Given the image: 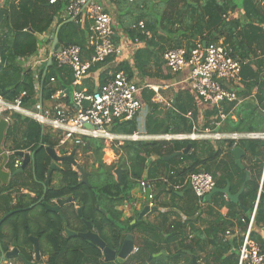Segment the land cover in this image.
Returning a JSON list of instances; mask_svg holds the SVG:
<instances>
[{"label": "trees", "instance_id": "1", "mask_svg": "<svg viewBox=\"0 0 264 264\" xmlns=\"http://www.w3.org/2000/svg\"><path fill=\"white\" fill-rule=\"evenodd\" d=\"M154 1L172 8L171 16L165 19L169 27L165 32L166 40L176 41L173 48L181 47L180 40L185 41L187 52L195 47L197 41H205L209 44L222 40L224 45L232 49L233 56L238 57L243 63L239 76L242 85L239 96L242 99L252 97V100L243 102L237 108L233 114L236 117L235 121L227 118L223 125L224 129L226 132L237 134L264 133L263 0H146L139 4L114 0L118 9L116 14L118 24L113 30L117 31L116 29L120 28L124 31L123 36L130 42L134 43L137 39L146 46L144 49L136 50L133 56L134 69L142 79L152 78L149 69L153 65L159 67L157 59L160 51H164L162 47L154 51L158 46L155 42V27L160 23L159 19L153 21L150 15V11L156 7ZM66 5V0H61L53 6H49L47 0H6L3 5L5 16L0 24L2 60L0 97L11 102L25 93L27 98L25 97L23 103L26 105L33 102L32 76L20 68L18 59L35 54L39 44L36 35H43ZM228 13L238 15L239 18L230 19L226 16ZM125 18L130 20L126 25L123 22ZM132 21L135 25L142 22L144 30H135ZM86 32V25L75 26L67 22L60 25L57 37L62 47L84 48ZM145 32H150L152 37L148 39ZM159 40L167 42L162 38ZM154 60L156 62L151 66ZM112 61L113 58L109 57L105 62L90 68L88 75L98 72L95 87L92 90L86 80L79 90L85 94L94 92L120 71L132 76V70L127 63H119L113 69L114 74L109 75L108 64ZM106 67L107 69H104ZM51 79L54 80V87L50 84ZM72 80L69 69H57L54 64L50 65L43 79L41 78L42 100H49L58 90H70ZM152 95L149 90L143 92V100L150 109L145 119V132L150 135L190 134L192 125L184 116L190 112L194 118L196 117L192 97L185 91L174 99L175 111L162 112L159 105L150 101ZM234 106L235 104L223 105V108L229 113ZM214 114V111L206 112L205 117L208 119ZM115 131L131 134L136 131V124L134 121L125 122L115 126ZM221 142L226 144L224 158L231 162L235 172L241 174L235 188L232 186L233 178L230 173L223 171L219 179H216L215 172H212L208 166L203 167L218 159L222 152L214 151L211 146L204 150V153L196 152L198 143L190 141L126 143L119 148L122 154L116 164L106 166L98 161V167L88 173L89 186L82 184L81 177L72 171L71 167L65 165L64 170L57 172L59 175L56 176L60 178H56L57 186L51 185L55 181V175L52 174L50 186L46 188V174L51 160L45 148H56L58 142L51 133L42 134L37 124L13 115L4 142V146L13 152L5 167L12 176L7 184L0 183V252H9L14 245L27 262H32L33 245L29 237H33L38 239L40 256L46 258V264H115L104 262L101 251L89 242L77 237L70 239L65 236L64 227L77 234L85 233L86 227L83 224L85 221L91 224L93 232L98 235L106 248L114 252L119 251L126 235H138L135 245L137 252L129 256L124 264H145L152 255L158 254V257L151 258L149 264H237L242 238L240 241L233 239L229 242L224 241L222 237L233 227L229 220H236L244 232L257 198L250 240L258 246L260 254L264 256V177L259 188L264 161L262 141L239 140L235 145L232 141ZM189 143L190 152L170 160L168 162L170 168L165 176L163 157L183 151ZM234 147L240 148L245 153L242 162L250 172V179L245 183L244 190L236 202L223 200L220 192L225 186L230 185V191L237 193L239 186L244 182V173L235 166L230 155ZM27 148L31 154L35 152L32 163L27 168L29 173L26 175V170L16 173L18 170L13 168L16 158L14 154ZM102 148L103 145L88 140L81 152L91 153L95 158L93 152L99 157ZM204 154L207 157L202 159ZM150 158H153V162L147 166ZM184 163H189V166L183 167ZM119 166L123 170L120 184L113 175L114 170ZM201 171L212 176L215 180L214 189L219 192L206 200L211 193L198 199L191 190H187L184 197L188 195L189 202L186 208H181V212L186 217L185 222L173 221L165 230L157 232L147 220L142 219L130 225L131 220L121 219L122 213L117 208L130 201L131 191L140 188L139 182L142 179L182 183L187 176ZM24 191L26 193H23ZM166 193L176 197L175 192L170 188H167ZM68 197L72 198V203L59 208L58 214L49 213L41 206L43 202L54 206L53 200ZM199 203L206 206L214 205L217 210L226 208L227 219L217 210L213 211L209 207L207 210L200 209ZM78 208H81L80 218L76 211ZM244 209L247 211L244 212ZM202 215L212 220L202 231L191 228L188 232L186 227L189 219L195 216L199 221ZM166 218L167 215L163 216L165 221ZM258 229H263V238L257 232ZM187 251L190 255L186 254ZM191 256L195 257V263Z\"/></svg>", "mask_w": 264, "mask_h": 264}, {"label": "built area", "instance_id": "2", "mask_svg": "<svg viewBox=\"0 0 264 264\" xmlns=\"http://www.w3.org/2000/svg\"><path fill=\"white\" fill-rule=\"evenodd\" d=\"M49 6H53L61 0H47ZM133 4L137 0H126ZM67 5L63 11L61 22H71L75 26H87V46L60 47L58 52H50L47 58L41 56L29 59L30 69L36 80L35 98L33 103H23L25 93H22L14 101H6L0 97V119L9 122L12 115L23 116L42 129L49 132L57 140V147L72 144L75 148L86 147L88 140L102 141L107 144L138 142V141H232L239 140H264V133L251 134H221L216 133L227 119L223 104H232L238 101L234 82L238 80L241 66L240 60L232 55L230 49L221 44L197 42L195 47L187 52L184 49H169L162 55L165 67L172 74L187 71L185 80L189 88L201 99L204 104L216 109V116L212 119L211 127L203 130L192 128L191 134L147 136L136 133L132 135L116 134L113 132L115 122L132 121L142 111L143 106L137 95L140 87L128 79L124 74L118 73L107 80L96 91L85 94L76 90L82 81L88 76L90 68L105 62L113 55H118L122 50L114 40L112 18L106 14L100 3L96 0H66ZM144 24L138 23L137 28L143 29ZM46 40H49L47 38ZM91 50V56L86 59L87 52ZM51 64L57 69L67 68L72 73V93L70 105H60V101L68 98L63 91H57L50 97L46 104L39 99L40 85L38 80L42 75V65ZM2 65L0 52V67ZM54 84V80H50ZM232 84V85H231ZM36 100V101H35ZM170 108V104H165ZM191 118L190 114L186 115ZM7 155L11 152H5ZM13 156V153H11ZM22 165V159L16 157L13 168L18 170ZM264 177V164L262 166V178ZM187 186L192 193L202 199L210 194L215 187L212 177L206 172L191 174L186 179ZM140 191L147 194L148 201L153 200L151 186L145 181L139 182ZM150 206H152L150 204ZM257 202L249 216L247 227L242 235V243L239 246L237 264H264V256L256 244L250 240ZM231 236L230 231L225 232V240ZM137 252L134 247L132 255ZM1 264V263H0ZM10 264V263H7Z\"/></svg>", "mask_w": 264, "mask_h": 264}, {"label": "crops", "instance_id": "3", "mask_svg": "<svg viewBox=\"0 0 264 264\" xmlns=\"http://www.w3.org/2000/svg\"><path fill=\"white\" fill-rule=\"evenodd\" d=\"M96 1L98 3H100V6L102 7L103 11L106 14H109L111 16L113 27L116 26L117 23H116V17L114 15V12L117 14V10L118 9L116 7V4L114 3V0H96ZM140 2H146V0H137L135 3L136 4L137 3L139 4ZM3 5H2V10H3ZM143 5H144V3H143ZM262 5H264V0H263ZM114 10H116V11H114ZM63 11L53 21L51 27L43 35L40 36L41 37V40H38L39 44H38V46L36 48L35 54H33L31 56H27V57L18 59V63H19L20 68L24 72H29L31 74V76H32V84H33L32 85V91H33V95H34L33 99L35 98L34 91H35V86H37V84H36V80H34V78H33L34 72H32L31 69L29 68L30 67V65H29V61L30 60L29 59H32L33 60V58H37L39 56H41L42 58H47L50 52H54V51H52L53 42H54V39L55 38L58 39V37H57L58 30L60 28V25L63 24V22H61V17H62ZM226 16L229 17L230 19H233V18H237L238 17V15L236 16V15H233V14H230V13H228ZM223 18H225V16H223ZM137 26H138V24H136V25L133 24L132 27L135 30H138L139 28H137ZM132 27H130V29L131 30H134V29H132ZM116 30L117 31H114L113 30L114 31V40H115L116 44L122 48V50L118 53V55L111 56V58H113V61L108 64V70H107L108 71V74L109 75H111V74L113 75L114 74L113 73V69L119 63H127L130 66L131 70H132V76L130 77L127 74H125L124 72H122V71H120L118 73L124 74L128 79H130L131 81H133L137 86H139L138 85V83H139L138 82V79L140 81H142V80L145 81V82H142V84H143L142 86L141 85L139 86L140 87V92L137 95L138 99L140 100V102H141V104L143 106V109H142L141 113L135 119L132 120L136 124V131H134L131 134H124V135H132V134H136V133L137 134L138 133L145 134L147 136L170 135V134L150 135V134H147L145 132V128H144V126H145V119H146L147 115L150 113V109L147 107V105L145 104V102L143 100V92L145 90H149V91H151L153 93L150 101L152 103H154V104L159 105L160 106V110L162 112H165L167 110H174L175 111V109L173 107V101H174V99L178 98L181 95V93H183V92L186 91L188 93V95H190L192 97V99L194 100L196 117L194 118L191 115L190 112L187 113V114H190L191 115V118L190 119H187L186 118V115L187 114H185L184 117L188 121L191 122L192 128L195 127L196 130L197 129L198 130H203L205 128H210L211 127L212 119L216 116V109L213 108V107L208 106L207 104H204L199 99V97L189 88L188 84L185 81L187 79V75H188V72L187 71H182V72H180L178 74H172L165 67L164 62L162 60V55H163V53L166 50L176 49V48H173L175 46L176 41L170 42L169 40H166L167 37L164 38L165 41H167L165 43L162 42L159 39H158V41L155 40V42L157 43L158 46H157V48L156 47L154 48V51L157 50V49H160L161 47H162V49H164V46L165 45L168 46V49L164 50L163 52L160 51L161 53L159 55V58L157 59L158 60L159 67H157V66L155 67V65L152 66V64L153 63L155 64V62H156L155 60L152 61V63H151V66L152 67L150 66L151 68L149 69V72L152 75V78H144V79H142V78H140L138 72L134 69V66L132 65V62H133V56H134V53L136 52V50H138V49H144L146 46L143 43H140L137 39L134 41V43L130 42V40H128L127 38H125L123 36V34H124V31L123 30H121V29H116ZM139 30H141V29H139ZM143 30L144 29H142L141 31H143ZM87 35H88V32H86V44H85L84 47L87 46ZM149 37H152V36H149ZM149 37H148V39H149ZM47 38H49V40H46ZM180 41H183V40H180ZM201 42H205V41H201ZM184 43H185V41L182 42L181 47H179L178 49H184V50H186L185 46L183 47V44ZM205 43H207V42H205ZM215 44H221L224 47H226L227 49H230L231 52H232V55H233L232 49L230 47L224 45L222 40H219ZM60 47H62V46L60 45ZM86 55L87 56L85 58L86 59H89L90 56H91V50H89ZM50 65H52V64H50ZM50 65L48 66V63H47L46 65H42L41 66V68L43 69V71H42V75L40 76V78L38 80V84L40 85L39 99H41V100H42V97H41V91H42L41 90V87H42V85H41V82H42L41 81V78L43 79V77L45 76V73L47 72V70L50 67ZM104 69H107V67L104 68ZM97 73H91V74H89L82 81L81 86L84 83V81L87 80L89 82V85L92 87V90H93V88L95 87V84H96V79H97L96 74ZM51 85H52V87H54L55 86V83L54 84H51ZM81 86L77 87L76 90L80 91L79 88ZM169 89H172L173 90V92H172L173 94L171 95V98H169L168 100H165L161 96V93L164 92V91H167ZM233 89L236 92L238 101L236 103H232V104H235V106L233 107V109L231 111H229V113H226L225 112V110L223 108V105H226L227 106V105H230V104H223L222 105V108H223L224 112L228 115L227 118H230L231 120L235 121L236 120V117L233 115L234 112L237 110V108L243 102H247V100H249V99L252 100V97L251 98H248V99H242L239 96L240 89H242V85L240 83V77L238 78L237 81L234 82ZM72 90H73L72 86H71V89L70 90H58V91H63V92L68 91V94L65 93L66 95H68V98L63 99L62 101H60V105H63V106L70 105V101H71L70 96H71ZM33 99H32V101H33ZM43 102L45 103V105L50 103V102H48V100L43 101ZM165 104H170L171 107L170 108H167ZM210 111H214L215 114L213 116L209 117L208 119H206V117H205L206 112H210ZM17 116H19V115H17ZM20 117L21 118H24V119H26L28 121H31V120H29V119H27V118H25L23 116H20ZM0 120H3V119H0ZM31 122H33V121H31ZM126 122H130V121H126ZM122 123H125V122L117 121V122H115V126L121 125ZM224 123L219 128L215 129V132L216 133L225 132V131H223V128H224L223 125H224ZM7 124H8V127H7V130H8V128H9V126L11 124V117H10L9 122H7ZM115 126H114V129H113V132L116 133V134H122V133H119V132H116L115 131ZM41 133L44 134V133H48V132H42V129H41ZM191 133H192V130H191L190 134ZM180 134H182V133H180ZM221 134H232V133L231 132H227V133H221ZM176 135H178V134H176ZM184 135H187V134H184ZM5 136H6V132H5ZM94 141H97V140H94ZM4 142H5V140H4ZM99 142H101V145H104L106 148H109V149L121 148L126 143H135V142H130V141L129 142H123V143H113V144H107V143H104L102 141H99ZM138 142H148V141H138ZM157 142H162V141H157ZM193 142H197L198 143L197 144V151L196 152H199V153L203 152L204 153V150H206L210 146H211V148H213L214 151H221L222 152V154L220 155V157L218 159H216L213 162L207 163V165L206 166H203V167H207L208 166V168L212 172H215V178L216 179H219V177L221 175V172H223V171L230 173L232 175V178H233L232 179V186H233V188L237 187V183H238L239 179L241 178V174L235 172L233 170V168H232L231 162L227 158H224L226 144L225 143H222V142H211V141H193ZM57 145H58V143H57ZM2 148H3L4 153L5 152H10L8 150V148H6L4 146V143H3V147ZM28 148L26 150H24V151H18V152H24V153L31 154L30 151L28 150ZM53 149L56 151V154L57 155L60 154L61 152H62L61 154H63V152H64L65 153L64 155H69L72 152V150H75L76 153L79 152L77 150L78 148H75L72 144H66L64 147H57L56 146V148H53ZM110 151L112 152V150H110ZM11 153H13V152H11ZM11 153L8 154V155L5 153L6 156H7V162H8L9 157L12 156ZM93 154L95 155V158L92 157L93 160H94V162H96L97 164H99L98 161H100L101 152H100L99 157L96 156V153L95 152H93ZM206 157H207V155L204 154L201 158L203 159V158H206ZM1 162H2V160L0 158V164H1ZM7 162L5 163V165H4L3 168L10 175L9 178H8V181H9L10 180V177L12 176V174L5 168ZM152 162H153V158H150L147 161V166H149ZM263 164H264V161H263ZM242 165L244 167V171H242L244 173V182H243V184L241 186H239V188H238L239 190H238L237 193H233V192L230 191V185L225 186L224 189L221 190V191H226V193H227V194L226 193H222L223 200L236 202L238 196L244 190V185L246 183L245 182V171L249 173V179H250V172L245 168L246 166L244 165L243 162H242ZM182 166L183 167H188L189 166V163H184V165H182ZM28 167L29 166H27V168ZM27 168L25 169L26 171H27ZM169 168L170 167L168 165V171H169ZM179 168H181V166H179ZM172 169L174 170V166L172 167ZM53 174H55V173H53ZM165 176H167V175L165 174ZM56 178H57V176L55 175V180H56ZM187 178H188V176L185 178L184 182H182V183H175L176 181L175 182L174 181L173 182L172 181L166 182L164 180L163 181H159V180H146L150 184V186H151V195L153 196L154 199L151 200V201H148V198L146 197L145 194H143L140 191V188H138V187L135 188L133 191H131V193L129 195L130 201L123 203V205L121 207L117 208V210L122 213V218L121 219L123 221L131 220L130 225H133L131 223L134 222V221L135 222L137 221V218H138L139 214L142 212V210L145 207H149V208H152V211L148 212L142 219L147 220L151 224V226H153V227H155L157 229V232H162L163 230H165L166 227H167V225L169 223L173 222V221L174 222H178L179 221L181 223L185 222L186 221V217L181 212V208H183V207L186 208V206H187V204L189 202V196L188 195H185V197H184L185 192L188 190L187 189V183H186V179ZM261 178H262V171H261ZM261 178H260V182H259V188L261 187ZM142 180H145V179H142ZM8 181H7V183H8ZM213 181L215 183V180L214 179H213ZM165 184H167V185L165 186ZM51 185L52 186H57V184L54 181H53V183ZM49 186H50V184H49ZM48 187H46V188H48ZM167 188H170L172 191H174L175 194H176L175 195L176 197H172V195L170 193H166ZM242 188H243V190H242ZM23 193H26V192L24 191ZM258 195H259V191H258L257 197H258ZM31 197H32V195H31ZM55 201L56 200H53L52 201L53 204L55 203ZM256 202H257V198H256V200H255L254 203H256ZM150 204L152 206H150ZM198 206L202 210H207L208 207H209V209H212L213 211H216L217 210V208L214 205H208V206H206V204L199 203ZM245 210L247 211V209H244V212H246ZM217 212H219V214L222 217L225 218V216L227 214V209L226 208H222V209L217 210ZM135 215H137L136 218L135 219H132ZM165 215L168 216V218H166L167 221H165L163 219V216H165ZM0 216H1V213H0ZM225 219H227V218H225ZM211 220H212L211 218L206 219L205 216L202 215L201 219L199 221H197L195 219V216H194L191 219H189V222L187 223L186 230L189 232V230L191 228H195V229H199L200 231H202L206 227V224L208 222H210ZM229 221H230L229 223H231L233 225L232 228H230V229L227 230V231H230L231 232V236L228 238V240H225V234H224V236L222 237L223 240L224 241H229V242H231L233 239L235 241H240L241 238H242V235L241 234L243 233L242 229L240 228V226H239V224H238V222L236 220H229ZM257 232L259 234H261V236L263 238V229H258ZM131 236H132L133 243H134V247H135V245H136V239H138V235H131ZM189 238H191V236H189ZM12 248H13V246H12ZM5 254L6 253H1L0 252V263L1 264H7V263H10V264H24L22 262V260L20 258H18V257L7 259L5 257ZM40 258H41L40 263L41 264H46V258L45 257H41V256H40ZM33 262H34V252H33V260L30 263H33Z\"/></svg>", "mask_w": 264, "mask_h": 264}, {"label": "water", "instance_id": "4", "mask_svg": "<svg viewBox=\"0 0 264 264\" xmlns=\"http://www.w3.org/2000/svg\"><path fill=\"white\" fill-rule=\"evenodd\" d=\"M6 0H0V24L3 22V18L5 16V12L2 10V5L5 4ZM36 37L38 38V40H41V37L39 35H36ZM206 43L203 42V45H205ZM60 49V44L58 42V39L55 38L54 42H53V47H52V51L54 52H58ZM51 64V60H49L48 62V66ZM66 94H68V91L65 92ZM8 124L5 120H0V158L2 160L1 164H0V183L2 185H5L8 181L9 178V173L6 172L4 170V165L7 162V156L3 151V143L5 140V132L7 130ZM261 145L264 147V140H262ZM191 150V144H187V146L185 147V149L181 152H175L172 155L169 156H165L163 157V162L165 163V174H168V162L170 160H172L173 158L176 157H180L182 155H187L188 152ZM45 152L48 155V157L51 160V163L49 165L48 171H47V175H46V180H45V187H48L50 184V177L51 175L57 171L58 167L56 164L58 163H62V162H70L72 164V167L76 170V173L81 177V183L89 186L88 185V173H86L84 167L82 166H78L77 163L74 161L73 156L75 154V150H72V152L65 157H59L56 154V151L52 148H45ZM35 152H33L32 154H28V153H24V152H16L14 155L16 157H19L22 159V165L20 167V169L16 172V173H21L23 171H25V169L27 168V166L31 165L32 163V157L34 155ZM230 155L234 160V164L235 166L241 170L244 171V167L242 165V158L245 156V153L238 147L233 148L230 151ZM123 174V170L121 168V166H119L117 169H115V171L113 172V175L116 179V182L118 184L121 183V177ZM249 180V173L245 171V182H247ZM187 189L189 190L190 187L187 186ZM243 190V188H242ZM219 192V190L214 189L211 194L206 198V200L211 197L213 194ZM221 193H226V191H220ZM227 194V193H226ZM148 193L146 194L147 197ZM72 203V198L68 197L66 199H60V200H56L54 203V206L52 205H48L46 203H42L41 206L49 213L52 214H58V209L67 205V204H71ZM77 215L80 218L81 217V208H78L77 210ZM152 211V208L149 207H145L142 212L139 214L137 221H140L148 212ZM246 211V210H245ZM61 220L63 221L62 217L60 216ZM134 222H132L131 224H134ZM84 226L86 227V232L85 233H74L71 232L69 230H67L64 227V234L67 238H79L81 240H84L86 242H89L90 244L94 245L95 247H97L101 253H102V257H103V261L106 263H116V264H124L125 261L127 260V258L129 256L132 255V251L134 248V243H133V239L131 235H126L118 252H114L111 251L110 249L106 248L105 244L102 242V240L98 237V235L96 233L93 232L92 230V226L90 223L83 221ZM29 241L31 242V244L33 245V252H34V262L30 263L27 262L22 255H20L18 253V251L16 250L15 246L13 245V248L5 254V257L7 259L10 258H15L18 257L22 260V262L24 264H41V258H40V248H39V242L37 238H33V237H29ZM162 254H164V252H162ZM186 254L190 255L189 252H186ZM158 255H152L145 264H149L151 258H155L158 257ZM192 261L195 263V257L191 256Z\"/></svg>", "mask_w": 264, "mask_h": 264}, {"label": "rangeland", "instance_id": "5", "mask_svg": "<svg viewBox=\"0 0 264 264\" xmlns=\"http://www.w3.org/2000/svg\"><path fill=\"white\" fill-rule=\"evenodd\" d=\"M154 2H155L154 4H155L156 7L153 10L150 11V15H151V17L154 20L152 18L151 19L153 21H155V19L156 20L159 19V21H160V23H158L157 26L155 27V31H156L155 32V35H156V39L155 40L158 41V39H160V38H162L163 40H165L164 38L167 37V34H166L165 30L169 28V27H167V25L165 23V19H167L168 16H171L172 8L169 7L166 4L165 5H159L158 4V1H154ZM114 11H116V10H114ZM114 15L116 17V23L118 24L117 15H116L115 12H114ZM146 19L149 20V18H146ZM144 20H143V22L145 23ZM129 21L130 20H128V19L125 18V20L123 22L126 25ZM132 23H133V21H132ZM118 29H120V28H118ZM145 34L148 37L149 36H152V34L150 32H145ZM182 42H184V41H182ZM184 46H185V43L183 44V47ZM166 49H168V46L167 45L164 46V50H166ZM132 65H133V62H132ZM138 82H139L138 85L139 86L140 85L142 86L143 85L142 82H145V81H143V80L140 81L138 79ZM172 92H173V90L172 89H169L167 91L162 92L161 93V96L165 100H168L169 98H171V95L173 94ZM223 131H225L224 128H223ZM221 133H227V132L225 131V132H221ZM94 142H97V143L101 144V142H99V141H94ZM211 142H221V141H213V140H211ZM82 149H77L79 152L75 154V160L77 161V164L79 166L84 167L86 173H89L92 169L97 168L98 167V164L96 162H94V160H93V158H92V156H91L90 153H82L81 152ZM110 150H112V152ZM121 154H122V152L119 150V148H117V149H115V148L114 149H109V148H106L103 145V149L101 151V156H100V162L102 164L106 165V166H109L111 164H116L118 162V159L121 156ZM72 170H74V169H72ZM27 173H29V172L26 171V175H27ZM57 178H59V177H57ZM54 182L57 184V180H55Z\"/></svg>", "mask_w": 264, "mask_h": 264}, {"label": "flooded vegetation", "instance_id": "6", "mask_svg": "<svg viewBox=\"0 0 264 264\" xmlns=\"http://www.w3.org/2000/svg\"><path fill=\"white\" fill-rule=\"evenodd\" d=\"M75 154H76V152H75ZM75 154H74V156H73V159H74V161L75 162H77L76 160H75ZM58 156L59 157H65V156H68V155H64V154H58ZM57 165V167H58V169H57V171L56 172H54L55 174L54 175H59V173H57L59 170H64V168H66V166L65 165H68L69 167H71V169H74L73 167H72V164L70 163V162H62V163H58V164H56ZM72 171H75L76 172V170L74 169V170H72ZM60 179V178H59ZM53 183V182H52ZM58 183V182H57Z\"/></svg>", "mask_w": 264, "mask_h": 264}, {"label": "bare ground", "instance_id": "7", "mask_svg": "<svg viewBox=\"0 0 264 264\" xmlns=\"http://www.w3.org/2000/svg\"><path fill=\"white\" fill-rule=\"evenodd\" d=\"M3 99V98H2ZM111 154V153H110Z\"/></svg>", "mask_w": 264, "mask_h": 264}]
</instances>
